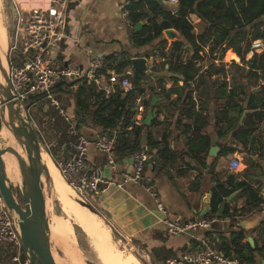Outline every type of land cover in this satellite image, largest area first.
<instances>
[{
	"label": "crops",
	"instance_id": "0c3cea01",
	"mask_svg": "<svg viewBox=\"0 0 264 264\" xmlns=\"http://www.w3.org/2000/svg\"><path fill=\"white\" fill-rule=\"evenodd\" d=\"M39 1L38 5L44 3L43 0ZM131 1L70 0L65 12V37L60 44V48L55 51V57L62 62L66 60L74 61L83 72L91 55L101 56L104 59V57L114 53L116 61L112 63V66L122 63L125 60V54H128L130 59L133 57L146 58L148 72L146 71L145 74L151 73L152 76L148 79V85L144 79L140 82L139 88L143 89L144 92L137 96V103L131 109L134 112L132 121L140 119L143 123V119L150 109L152 119L156 120V124L150 128V131L156 138H159L162 134H170V147L175 148L178 153L173 166L166 168V173L158 172L156 168H153L151 159L150 162L145 164L143 178L138 183H123L121 181L122 173L132 171V157L128 155L118 158L115 153L117 156V172L112 174L111 182L101 184V189L98 191L99 198L97 195L93 196L96 198V203H93V206L96 207V211L99 210L98 212L108 219L107 221L110 222L111 226L113 225L124 234L144 235L143 242L147 245L150 253L154 256L155 253L159 255L157 252L161 251L165 253L161 255L165 258L177 256L192 249L196 244V238L204 235V230L176 236L167 235L160 214L157 212L155 203L150 196V191L157 192L169 218L179 217L182 219H191L202 215L221 216L222 214H211L210 212L212 188L219 183L226 186V182L231 175L235 176L238 181L247 178L257 195L264 197V156L259 157L261 146L264 144V119L258 125V132L262 135L261 139L258 133L254 132L243 138L242 141L234 136V111L230 109L227 113L229 115L226 114L225 116L220 114L223 109L229 107L227 101L230 90L235 86H242L234 79V74H231L230 82L226 79L225 93L221 95L218 93L219 83H205L198 81L195 77L194 82L190 83L188 88L192 91L191 100L194 101V105L188 111H186L187 98L184 100L181 98L178 104H175L176 94H170L168 98L163 97L159 92L163 88L168 89L173 86V81L170 79L172 74L166 70L168 68L167 64L162 68L164 61L162 54L164 52L156 55L151 50L153 49L152 46L156 45L159 40L165 41L164 30L162 36L153 40L150 44L140 47L134 46L131 37L133 30L136 31L135 25L130 26L128 18L124 15ZM168 8L170 9L169 5ZM142 12L150 13L147 5L142 9ZM188 16L194 17V24L203 22L195 14H189ZM161 20V17L157 19V21ZM144 25L146 23L139 29ZM194 28L196 29L193 25V30ZM169 44L171 45L168 42L167 47ZM203 48L204 53L200 51L201 58L196 61V66L199 68L198 74L212 64H214V67L219 66V60L222 61V57L220 59L218 57L212 59L210 56L206 58L208 50L205 47ZM262 50L259 49L255 52ZM187 53L185 55L180 54L182 60H188L192 57V50ZM168 54L170 53L166 55ZM252 54L253 51H249L246 59L250 58ZM159 59L162 63L160 62L161 64L157 68L154 66V63H156L154 61ZM224 60L231 63L232 66V62H235L247 68V66L240 63L239 57L232 49L225 51ZM210 70L213 73L210 80H219L220 75L214 73L215 69L211 68ZM133 72L127 67L123 73L131 75ZM146 75L148 76V74ZM155 77L161 78L154 80ZM165 77H168L172 84H169ZM182 84L183 81L178 80L177 85L181 86ZM261 84L264 85L262 80H258L257 83L250 81L248 88L244 87V91L257 92ZM150 91L153 93H150ZM153 95L156 96V100L153 105H150ZM262 96L264 97V93H262ZM147 98L150 99L149 106L152 108H146L143 103L148 100ZM236 100L240 101L237 98ZM247 100L248 96L245 93L240 103L246 107ZM72 107L74 106L72 105ZM243 112L247 114L249 110L245 109ZM242 119L243 117L240 119V123ZM80 127L82 133L88 137H93L97 128H100L91 122L82 123ZM184 130L187 131L186 135H183ZM144 138L143 134V142ZM207 138L209 142L207 149L205 152L200 153L203 141ZM224 146L235 148V151L221 155ZM244 151L247 152L248 159L243 164L240 154ZM251 151L254 152L250 155L252 161L249 160V152ZM88 157L89 163L94 162L96 166L104 168V159L99 152L90 148ZM234 157L238 159L239 164L241 163L244 166L237 172L228 166L229 160ZM234 192L236 193L233 198L226 202L230 210L245 207L248 194L242 193L241 190ZM101 222L103 223V220ZM263 225L264 204L255 207L245 215L218 218L214 227L221 231L218 236L221 235L223 239L229 237L230 231H243L247 240L248 238L252 239L250 245L253 247L255 243L257 246L264 244ZM218 236L214 235L212 237V239L217 240L216 243L220 242ZM10 257L9 250L0 245V264H13ZM254 264H264V253L256 257Z\"/></svg>",
	"mask_w": 264,
	"mask_h": 264
},
{
	"label": "trees",
	"instance_id": "16d2710c",
	"mask_svg": "<svg viewBox=\"0 0 264 264\" xmlns=\"http://www.w3.org/2000/svg\"><path fill=\"white\" fill-rule=\"evenodd\" d=\"M147 5L150 13L142 12V9ZM127 18L130 26H134L139 21H146L141 29L132 33L131 41L134 46L140 47L150 44L153 40L159 39L162 36L163 30L174 28L182 36V40L171 41L170 54H162L164 61L162 68L165 64L168 65L166 69L172 75L170 76L173 81V86L168 89H161L159 92L163 97L168 98L170 94H176L174 103L178 104L180 99H188L186 111L194 105L191 100V90H188L190 83L194 82L195 77L198 81L205 83H219L218 93L224 94V88L227 85L226 78L220 80H210L213 75L211 68L215 69V74L220 75L224 72L223 65L214 67V64L209 66L206 70L198 74L199 68L196 66V61L201 58L199 52L203 47L209 46V55L212 59H216V53L221 51L220 59L226 50L232 49L240 59L243 67L235 62H232L237 73H234V79L242 86H235L230 90L227 104L229 107L220 112L225 116L230 109L233 112V122L235 126L234 136L239 140H243L252 132L258 133L260 139L262 135L259 134L258 125L264 119V85L261 84L257 92L247 89L250 81L257 83L258 80L264 82V49L260 52L253 51L250 58L246 59L247 53L250 51L251 42L260 39L264 42V0H179L178 10L172 13L168 7H163L156 0H132L127 6ZM189 14H195L201 21L205 23V27L199 34H195L193 25L188 19ZM161 17V21L157 19ZM166 41L159 40L157 44L165 45ZM189 44L192 50V57L188 60H182L180 52L185 50L184 46ZM125 60L112 66L116 61L115 54L112 53L104 57V63L107 69H113L117 73H123L124 69L130 66V56L125 54ZM244 69H247L244 71ZM259 72V73H258ZM131 79L132 84L135 86V91L120 93L116 91L104 96L102 91L90 84L82 83L78 86L77 90H72L67 84H60L57 87V93L71 92L73 103L76 110V122L92 123L103 130L113 129L116 131L114 150L118 158H123L132 155L134 152L147 148L152 155V167L156 168L158 172L166 173L167 167L173 166L174 159L177 155V150L170 147L169 136L170 134H162L156 138L150 131V128L156 124L153 118L149 125L141 123L140 125L134 124L132 117L134 112L131 110L138 95L144 92L140 89V82L146 78V74L141 71H134L131 75L125 73ZM178 80H182L181 86L177 85ZM78 83L79 81H74ZM63 86V88H62ZM248 96L246 107L240 101L243 96ZM183 94V95H182ZM240 99V101H237ZM150 99L144 101L146 108L149 106ZM152 108V107H151ZM249 112L244 114V110ZM49 117H54L52 123L55 130L63 132L65 130L64 120L56 113V111L49 110ZM41 112L42 119L38 118L36 122L41 124L45 115ZM229 115V114H227ZM34 118L35 115L33 114ZM243 117L241 123L240 119ZM51 124H48V127ZM1 128V121H0ZM199 131V130H198ZM187 131H183L186 135ZM144 134V142L142 136ZM65 138L62 134L61 140ZM208 138L203 141L200 153L205 152L208 146ZM235 151V148L224 146L221 150V155H226ZM249 152V160L251 154ZM264 156V144L261 146V153L259 157ZM101 189V186H100ZM236 190H241L242 193L248 194L245 207L240 209L234 208L230 210L228 203L224 202V198ZM22 200V198H21ZM224 204V209L221 216L217 218L233 217L234 215L248 214L255 207L264 204V197L257 195L253 190L250 180H236L235 176H229L226 186L219 183L212 188L210 199V212L216 214L219 205ZM22 204V202H21ZM239 213V214H237ZM215 224L207 230H204V235L211 238L214 235L221 234L217 230ZM264 232V225H263ZM220 242L216 246L223 251L227 256H236L244 264H254L256 257L264 253V244L261 246L255 245L252 247L245 234L241 230L229 232V237L223 239L218 236ZM218 244V245H217ZM171 252V251H168ZM157 255L156 253L154 256Z\"/></svg>",
	"mask_w": 264,
	"mask_h": 264
},
{
	"label": "built area",
	"instance_id": "2783aa9c",
	"mask_svg": "<svg viewBox=\"0 0 264 264\" xmlns=\"http://www.w3.org/2000/svg\"><path fill=\"white\" fill-rule=\"evenodd\" d=\"M70 0H47V6L15 8V25L7 43V68L12 97L18 100L24 114L31 121L44 150L56 165L64 182L82 200L85 192H98L101 184L112 181L117 172V156L114 150L116 131L97 128L93 137L81 131L76 117L66 114L57 93L60 84H67L77 90L82 83L92 84L96 90L108 96L116 91L124 94L135 90L125 73L107 69L101 56L91 55L83 72L72 60L64 62L55 57L65 37V12ZM172 13L178 10L179 0H164ZM124 15L127 17L128 12ZM264 49L262 40L251 42L250 51ZM78 80V83L74 81ZM63 88V86H62ZM47 114L49 110L64 120L65 130H55L54 117L45 115L41 124L35 121L34 110ZM140 125V119H134ZM51 124V127H48ZM47 133L49 139L46 138ZM62 134L65 138L61 140ZM99 152L104 159V168L88 161L89 149ZM132 171L122 173L121 181L138 183L143 178L145 164L152 155L143 148L132 155ZM237 158L228 162L235 170ZM121 182V183H122ZM157 212L160 214L166 234L176 236L189 232L210 229L218 220L216 215H202L191 219L169 218L156 191H150ZM217 240L202 235L196 238L194 247L177 256L165 257L162 264H244L236 256H227L216 246ZM0 245L11 253L13 264H27L22 241L15 220L0 194Z\"/></svg>",
	"mask_w": 264,
	"mask_h": 264
},
{
	"label": "water",
	"instance_id": "95a60500",
	"mask_svg": "<svg viewBox=\"0 0 264 264\" xmlns=\"http://www.w3.org/2000/svg\"><path fill=\"white\" fill-rule=\"evenodd\" d=\"M163 7H168L164 0H156ZM146 21L135 24L138 30ZM164 34L175 40H182V36L174 28L164 30ZM186 48L190 47L186 44ZM4 64L0 54V121L11 132L13 139L21 151L0 148V194L8 210L13 216L22 241V249L28 260L27 264H57L50 245L49 216L45 185L51 183V176L46 163L42 160V147L36 130L29 118L24 114L20 102L12 97L7 68V48L4 54ZM129 69L133 71H147L145 57L130 59ZM156 96H152L153 105ZM152 111L149 109L143 119V124L149 125ZM12 153L17 162L20 175L19 189L22 204L13 194L12 184L8 180L2 154ZM92 193V192H90ZM236 192L226 196L225 202L230 201ZM82 206L96 213L95 208L88 202H79ZM224 205L218 207L217 214L221 215ZM250 244L252 239L248 238Z\"/></svg>",
	"mask_w": 264,
	"mask_h": 264
},
{
	"label": "rangeland",
	"instance_id": "374dc122",
	"mask_svg": "<svg viewBox=\"0 0 264 264\" xmlns=\"http://www.w3.org/2000/svg\"><path fill=\"white\" fill-rule=\"evenodd\" d=\"M39 2H40L39 0H0V31H2L5 34L6 44L8 43L9 35H10V33H12V30H13L14 25H15V18L17 17V15L15 14V8L22 10L23 8L33 7L34 5H36ZM188 19L191 21V23L194 25V27H196V29L194 28V32L200 33L203 30V28L205 26L204 22L194 24L195 21H194L193 16H188ZM164 40L166 41V44L164 46L161 44H156V45L152 46L153 49L151 51H153L156 55H159L161 52H164L166 54L170 53L171 49H169V47H171V45L169 44L167 47V44H168V42L171 43V41H173L174 39L169 38L168 36L165 35ZM185 46H184L185 50H182L180 52V54H182V55H185L187 52L191 51V47L186 48ZM6 48L7 47H5V50H6ZM205 48H207V50H208V52H207L208 56H206V58H207L210 56L209 55V46H205ZM166 49H168V50H166ZM202 53H204V48L202 50ZM4 54H5V51L3 52V58L5 57ZM187 54H189V53H187ZM220 54H221V51L217 52L216 57H219ZM224 55H225V52L222 56V61L219 60V66L223 65V67H224V72L220 74L219 80H222V76H224L230 82L231 81V74L237 73L236 72L237 70H235V67H233L231 65V63L224 60ZM154 62H156V63H154V66L157 68H158L159 64L162 63L160 61V59L155 60ZM220 62H222V63H220ZM146 74H148L149 77L146 75V78H144V80H145V83L148 85L149 84L148 79L151 78L152 74L151 73H146ZM128 78H129V76H128ZM158 78H161V77H155L154 80H158ZM165 78H166V81H169V84H172V82L170 80H168V77H165ZM146 93H148V92H146ZM150 93H153V92L150 91ZM58 95H59V99L62 103V107L65 109L66 114L71 116V117H76L77 116L76 110L74 107H72L73 100H72L71 92H66V90H65L63 92L58 93ZM135 103H137V100L135 101ZM135 103L133 104V106L135 105ZM33 113L35 115L36 120L38 118L42 119L41 111L39 109L38 110L35 109L33 111ZM54 120H55V118H54ZM5 129L12 136L9 129L6 128L5 125L1 124L0 133L2 136H0V148H6V147L12 148V146H11L12 142L10 140H8L5 136V135H8V133ZM46 138L49 139L48 133H47ZM19 151H21L20 147H19ZM43 152H45V151L43 150ZM240 155H241L242 163L243 164H244V162L246 163L247 159H248L247 152L244 151ZM243 167L244 166L240 163L238 165V167L235 169V171L237 172L239 169H241ZM60 179H61V177H60ZM60 183L62 184L63 188H65V191L71 197H73L72 199L78 204V206H82L79 203L81 200L79 198V196L66 183L64 184L63 180L60 181ZM12 189H13V194L15 195V198L17 199V201L19 203H21L22 197H21L19 185L16 186V185L12 184ZM45 194H46L48 216L53 214L54 217L56 216L57 218H59V220L62 223H65V222H63L64 221L63 218H66V217H65V214L63 213L62 205H61L59 196L56 194V191L54 190V188L51 187L50 184L45 185ZM96 195L99 198L98 192H95V193L85 192V194L83 196L85 198H83L81 201L88 202L93 206L94 205L93 203H96V198L93 196H96ZM82 207L84 209H87L84 206H82ZM94 208L96 210V207H94ZM98 211H96L98 214V215L97 214L96 215L99 218H101V220H103V224L107 227L108 232L112 233L113 238H114L113 240L115 241V244H116L118 249H120L121 251L123 249V250L127 251L128 253L132 254L141 264H162V262L165 258H163L164 256H161V255L165 254V253L159 251V252H157V253H159V255L154 257L152 255V253H150V250L148 249L147 245L143 242V240L145 239L144 235L140 236V235H136V234H132V235L124 234L123 232L116 229L113 225L111 226L109 224L110 222L107 221L108 219ZM72 228H73L74 232L69 237L70 245H68L69 248L66 249L67 250L66 254L63 250H61L63 248H61L59 246L55 247L52 244H50L51 245V251H52L53 255H54V253H56L55 255H58L57 259L60 257L63 260H67V259L69 260L68 256H70V260L71 259L77 260L78 262H80V264H98L96 256L92 250V247H90L91 245H90V241H89L88 237L74 223H72ZM110 229L112 230V232ZM163 241H165V239H163Z\"/></svg>",
	"mask_w": 264,
	"mask_h": 264
},
{
	"label": "bare ground",
	"instance_id": "6f19581e",
	"mask_svg": "<svg viewBox=\"0 0 264 264\" xmlns=\"http://www.w3.org/2000/svg\"><path fill=\"white\" fill-rule=\"evenodd\" d=\"M43 2L44 3L39 5L47 6V0H43ZM39 5L36 4L33 7ZM5 47V34L0 31V54L3 64V52L5 51ZM7 133L8 135H5L6 138L12 142V148L9 149H15L19 151V146L16 145L13 137L9 134L8 131ZM0 136H2L1 133ZM41 157L47 165L51 176L50 185L52 188H54L56 194L59 196L62 210L66 217L63 218V222L65 223H62L59 218H57L56 216L54 217L53 214L49 215L50 244L55 247L59 246L63 248L60 249L63 250L66 254V249L69 248L68 245H70L69 237L74 232L72 228V223H74L88 237L91 245L90 247H92L98 264H141L132 254L123 249L121 251L117 248L115 241L113 240V235L108 232L107 227L100 221L101 218H99L96 213L92 212L88 208L87 210L82 206H78V204L72 199L73 197H71L65 191V188H63L62 184L60 183V181H62L63 179H60L61 176L58 172V169L53 163L50 156L42 151ZM2 158L5 163V170L8 180L13 185H19L20 175L14 155L12 153H4L2 154ZM55 254L56 253H54L53 256L57 264H80V262H78L77 260H70V256H68L69 260H63L60 257L57 259L58 255Z\"/></svg>",
	"mask_w": 264,
	"mask_h": 264
}]
</instances>
